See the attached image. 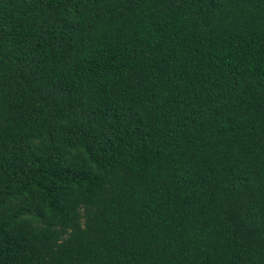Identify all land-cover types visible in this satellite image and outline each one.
<instances>
[{
    "label": "trees",
    "instance_id": "trees-1",
    "mask_svg": "<svg viewBox=\"0 0 264 264\" xmlns=\"http://www.w3.org/2000/svg\"><path fill=\"white\" fill-rule=\"evenodd\" d=\"M0 264H264V0H0Z\"/></svg>",
    "mask_w": 264,
    "mask_h": 264
}]
</instances>
